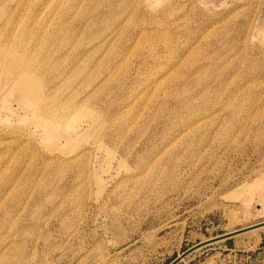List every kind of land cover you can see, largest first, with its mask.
Returning a JSON list of instances; mask_svg holds the SVG:
<instances>
[{"label": "rangeland", "instance_id": "rangeland-1", "mask_svg": "<svg viewBox=\"0 0 264 264\" xmlns=\"http://www.w3.org/2000/svg\"><path fill=\"white\" fill-rule=\"evenodd\" d=\"M263 222L264 0H0V264H171ZM176 264H264V227Z\"/></svg>", "mask_w": 264, "mask_h": 264}, {"label": "water", "instance_id": "water-1", "mask_svg": "<svg viewBox=\"0 0 264 264\" xmlns=\"http://www.w3.org/2000/svg\"><path fill=\"white\" fill-rule=\"evenodd\" d=\"M261 227H264V222L263 223H260V224H256V225H253V226H250V227H246V228H243V229H240L238 231H235V232H231V233H228V234H225L223 236H220V237H217V238H214V239H211V240H208V241H205L201 244H198L197 246L191 248L190 250H188L187 252H185L180 258L176 259L175 261H173L171 264H176L178 263L182 258L186 257L187 255H189L190 253L202 248V247H205V246H208V245H211L213 243H216V242H219V241H223V240H228V239H231L237 235H241V234H244V233H247V232H250V231H253L255 229H259Z\"/></svg>", "mask_w": 264, "mask_h": 264}, {"label": "bare ground", "instance_id": "bare-ground-1", "mask_svg": "<svg viewBox=\"0 0 264 264\" xmlns=\"http://www.w3.org/2000/svg\"><path fill=\"white\" fill-rule=\"evenodd\" d=\"M16 67H7L5 69V74L7 73V79H6V86L8 85L9 87H7V94L8 95H13L15 94L19 89H21L20 87V80L15 78V73L18 71V68ZM10 83V84H8ZM7 95V96H8ZM60 121H58L57 123L59 124Z\"/></svg>", "mask_w": 264, "mask_h": 264}]
</instances>
